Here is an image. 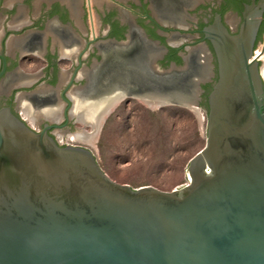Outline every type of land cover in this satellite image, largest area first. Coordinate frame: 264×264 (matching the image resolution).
<instances>
[{
  "label": "water",
  "instance_id": "water-1",
  "mask_svg": "<svg viewBox=\"0 0 264 264\" xmlns=\"http://www.w3.org/2000/svg\"><path fill=\"white\" fill-rule=\"evenodd\" d=\"M263 1L200 2L194 26L211 44L214 73L186 62L158 69L148 54L145 82L144 48L135 55L137 90L169 102L196 107L200 84L214 75L204 98V144L178 187L116 182L87 147L60 145L48 131L59 125L45 121L34 130L1 105L0 264H264V85L252 56ZM225 10L239 16L234 32L222 21ZM129 35L110 43L128 45Z\"/></svg>",
  "mask_w": 264,
  "mask_h": 264
},
{
  "label": "flooded vegetation",
  "instance_id": "flooded-vegetation-1",
  "mask_svg": "<svg viewBox=\"0 0 264 264\" xmlns=\"http://www.w3.org/2000/svg\"><path fill=\"white\" fill-rule=\"evenodd\" d=\"M2 1L0 0V8ZM201 1L68 0L67 4L72 11V15L80 22L81 29L76 28V34L79 38V40L77 38V42L80 43V47L75 53L69 68L64 72L66 74V80L62 87L58 89L57 86V82L61 76L60 70L51 69L46 71V84L52 81V85L43 94H40V92L34 93L35 89H39L37 86L38 82L32 83L27 89L18 84L19 79L14 75L16 65L8 61V56L5 53L6 38L8 34L13 32L10 30L4 31L0 37V49L2 48L1 44H3V50L6 56V75L0 77V106L9 105L11 110L19 116L16 110L18 108V94L23 96L26 92L29 93L30 95L26 94V96L38 105L41 104V101H44L47 104H57L60 107L57 101L60 100L63 103L60 110L62 119L60 122H49L59 125L48 130L54 136L52 132L54 129L61 130V128L67 125L68 113L75 117V115L71 114L74 100L69 95L70 92L75 91L77 96L84 97L87 94L86 91L89 93L95 86L100 87L104 86L106 82H117L119 80H124L130 85V88L137 90V83L140 80L132 77V71H135L134 65H139V63L136 64L134 58L142 48L145 50V56L142 61L143 64H141V71L146 76L144 78L145 82H148V54L155 56L154 60L158 69L168 67L171 62L177 66L183 65L186 62L192 71L196 70L199 65H203L206 69L208 68L214 73L215 61L211 44L198 33L194 26V16ZM169 2L174 3L173 5L177 7L172 12L166 9L167 4H170ZM57 4L60 5L59 2ZM49 9L54 10L55 3H51ZM259 9L260 7L257 6V10ZM63 10V8L57 7L55 13L61 14ZM260 18L252 49L256 47L262 34H264V1L262 3ZM222 21L227 25L230 32H234L236 24L239 21V16L232 10H225L222 15ZM136 26L142 29V31ZM128 33H130L128 45L115 46L110 43L111 40L118 41L125 39ZM146 39L153 42L155 52L148 49ZM263 44L264 38L262 37L260 45ZM143 45L145 46L141 47ZM125 58L128 59V62L122 65L119 60H126ZM121 69L124 71L122 72ZM110 76H112L111 80L106 81ZM213 79L214 75L210 77L207 75L200 84L202 92L199 94V103H202V100H204L202 98L204 93L203 86H210L211 80ZM85 84L88 85L82 90L77 89L85 86ZM64 88L66 89L62 96L70 102L69 105L61 96ZM69 96L73 104L71 99L68 98ZM22 119L34 130H39L43 124L41 122L35 128L24 118Z\"/></svg>",
  "mask_w": 264,
  "mask_h": 264
},
{
  "label": "rangeland",
  "instance_id": "rangeland-1",
  "mask_svg": "<svg viewBox=\"0 0 264 264\" xmlns=\"http://www.w3.org/2000/svg\"><path fill=\"white\" fill-rule=\"evenodd\" d=\"M262 37L256 49L262 46ZM32 106L39 105L30 101ZM110 109L102 117L91 142L69 136L91 130L69 113L67 125L61 130L54 129L53 137L59 144L87 147L109 178L131 187L150 185L170 190L187 181V161L204 144L205 108L201 103L196 107L170 102L147 105L138 97L123 96ZM16 110L35 128L41 122H51L34 116L31 123L19 108ZM61 118L60 114L57 122Z\"/></svg>",
  "mask_w": 264,
  "mask_h": 264
},
{
  "label": "crops",
  "instance_id": "crops-1",
  "mask_svg": "<svg viewBox=\"0 0 264 264\" xmlns=\"http://www.w3.org/2000/svg\"><path fill=\"white\" fill-rule=\"evenodd\" d=\"M56 1L3 0L0 8V37L6 30L13 32L6 38L5 53L8 61L16 65L14 75L19 79L18 84L27 89L38 82L40 94L52 85V81L46 84L47 70H60L58 89L65 84L64 72L80 47L76 34V28L81 29L80 22L72 15L68 0H58L60 5ZM51 3H55L54 10L49 9ZM57 7L64 9L61 14L55 13ZM23 97L29 99L26 95ZM57 101L61 110L63 103ZM26 117L31 122L29 116Z\"/></svg>",
  "mask_w": 264,
  "mask_h": 264
},
{
  "label": "bare ground",
  "instance_id": "bare-ground-1",
  "mask_svg": "<svg viewBox=\"0 0 264 264\" xmlns=\"http://www.w3.org/2000/svg\"><path fill=\"white\" fill-rule=\"evenodd\" d=\"M255 54L259 56L258 59L261 63V66H259L260 73L264 76V45L257 49L255 48ZM86 93L87 94L84 97L77 96L75 91L69 93L74 100L71 114L75 115L78 122L87 124L91 128L89 132H77L69 134V136L86 142H91L94 139L95 133L104 114L123 96L138 97L147 105L169 103V99L166 95L162 93L140 92L139 90L130 88V85L124 80L106 82L104 86H95L92 88L89 92L90 94L88 91H86ZM70 96L69 98L71 99ZM17 102L19 103V109L21 112H23L24 115L29 116L30 120H34V116L41 115L52 122H57L60 117V107L56 104L32 106L31 108L29 101H27L21 94L17 95ZM170 103L184 105L178 101H171Z\"/></svg>",
  "mask_w": 264,
  "mask_h": 264
},
{
  "label": "built area",
  "instance_id": "built-area-1",
  "mask_svg": "<svg viewBox=\"0 0 264 264\" xmlns=\"http://www.w3.org/2000/svg\"><path fill=\"white\" fill-rule=\"evenodd\" d=\"M256 47H257V46H256ZM256 47H255V48H256ZM255 48L252 49V56H254V55L257 56L256 60L258 61V73H259L260 79H261V81H262V83H263V85H264V76L260 73V68H259L260 61H259V59H258L259 56H258L257 54H255Z\"/></svg>",
  "mask_w": 264,
  "mask_h": 264
},
{
  "label": "trees",
  "instance_id": "trees-1",
  "mask_svg": "<svg viewBox=\"0 0 264 264\" xmlns=\"http://www.w3.org/2000/svg\"><path fill=\"white\" fill-rule=\"evenodd\" d=\"M203 88H204V93L202 95V98H205V94L208 91L209 86L208 87L207 86H203ZM201 104L203 105L204 108H206L205 100H203Z\"/></svg>",
  "mask_w": 264,
  "mask_h": 264
}]
</instances>
